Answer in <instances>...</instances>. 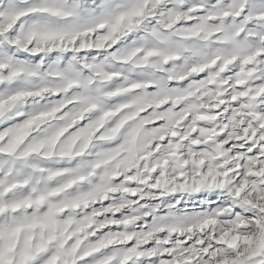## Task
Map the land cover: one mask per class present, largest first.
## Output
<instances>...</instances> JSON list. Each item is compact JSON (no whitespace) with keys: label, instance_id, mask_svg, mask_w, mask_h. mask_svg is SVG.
<instances>
[{"label":"snow or ice","instance_id":"6c2138e0","mask_svg":"<svg viewBox=\"0 0 264 264\" xmlns=\"http://www.w3.org/2000/svg\"><path fill=\"white\" fill-rule=\"evenodd\" d=\"M0 264H264V0H0Z\"/></svg>","mask_w":264,"mask_h":264}]
</instances>
